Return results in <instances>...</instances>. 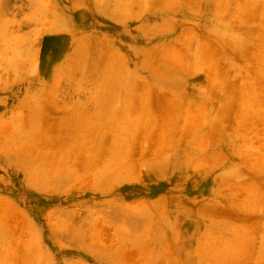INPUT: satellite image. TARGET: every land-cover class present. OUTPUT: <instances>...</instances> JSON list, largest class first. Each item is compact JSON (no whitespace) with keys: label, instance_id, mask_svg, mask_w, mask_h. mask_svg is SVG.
Returning a JSON list of instances; mask_svg holds the SVG:
<instances>
[{"label":"crops","instance_id":"1","mask_svg":"<svg viewBox=\"0 0 264 264\" xmlns=\"http://www.w3.org/2000/svg\"><path fill=\"white\" fill-rule=\"evenodd\" d=\"M63 16L54 37L39 48L33 39L35 88L17 97L14 111L32 110L33 146L44 148L33 161L67 162L68 173L52 184L49 164L33 178H45L46 191L59 194L118 192L107 201L110 224L126 223L155 247L153 257L174 255L183 240L178 224L192 229L206 207L195 203L193 180L208 178L205 192L221 195L223 173L179 169L182 82L192 80L181 61L210 54L197 34H264V0H70ZM46 43H53V58L41 61ZM139 203L146 206L141 220L121 210ZM39 235L33 225V264ZM90 239L78 249L88 252ZM190 253L199 258L197 244Z\"/></svg>","mask_w":264,"mask_h":264},{"label":"rangeland","instance_id":"2","mask_svg":"<svg viewBox=\"0 0 264 264\" xmlns=\"http://www.w3.org/2000/svg\"><path fill=\"white\" fill-rule=\"evenodd\" d=\"M69 1L0 0V264H33V225L40 234L35 264H264V34H197L210 54L198 51L197 61H181L192 80L182 82L179 169H222L221 195H208V178H195L193 198L204 200L203 215L192 229L178 224L183 240L174 255L153 257L155 247L126 223L110 224L107 201L118 192L59 194L46 191L45 178H33V170L49 164L52 184L68 173L67 162L33 161L44 148L33 146L32 110L14 108L23 91L35 88L33 39L39 48L58 33ZM46 46L41 61L53 58V43ZM144 207L121 210L141 220ZM89 233L84 252L78 248ZM194 244L200 259L190 253Z\"/></svg>","mask_w":264,"mask_h":264}]
</instances>
